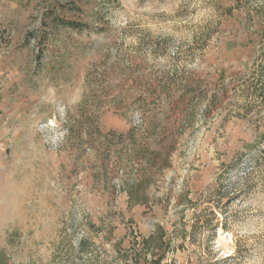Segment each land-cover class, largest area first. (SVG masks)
I'll return each instance as SVG.
<instances>
[{"label":"rangeland","instance_id":"rangeland-1","mask_svg":"<svg viewBox=\"0 0 264 264\" xmlns=\"http://www.w3.org/2000/svg\"><path fill=\"white\" fill-rule=\"evenodd\" d=\"M263 132L264 0H0V264H264Z\"/></svg>","mask_w":264,"mask_h":264},{"label":"trees","instance_id":"trees-1","mask_svg":"<svg viewBox=\"0 0 264 264\" xmlns=\"http://www.w3.org/2000/svg\"><path fill=\"white\" fill-rule=\"evenodd\" d=\"M58 23L62 24V26H64V27H69V28L72 27L76 30L84 29L83 24L80 22H77L75 20L66 21V20L61 19V20H58ZM263 135H264V132H263Z\"/></svg>","mask_w":264,"mask_h":264},{"label":"bare ground","instance_id":"bare-ground-1","mask_svg":"<svg viewBox=\"0 0 264 264\" xmlns=\"http://www.w3.org/2000/svg\"><path fill=\"white\" fill-rule=\"evenodd\" d=\"M228 251V250H227Z\"/></svg>","mask_w":264,"mask_h":264}]
</instances>
